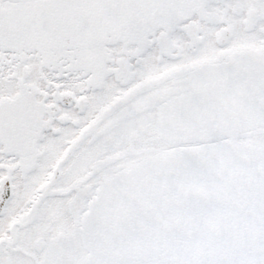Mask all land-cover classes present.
Masks as SVG:
<instances>
[{
	"label": "snow or ice",
	"instance_id": "snow-or-ice-1",
	"mask_svg": "<svg viewBox=\"0 0 264 264\" xmlns=\"http://www.w3.org/2000/svg\"><path fill=\"white\" fill-rule=\"evenodd\" d=\"M0 264H264V0H0Z\"/></svg>",
	"mask_w": 264,
	"mask_h": 264
}]
</instances>
